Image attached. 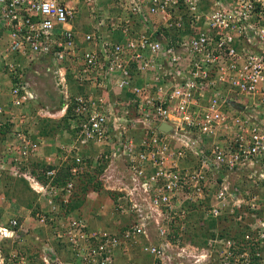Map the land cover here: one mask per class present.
Instances as JSON below:
<instances>
[{"label": "built area", "instance_id": "built-area-1", "mask_svg": "<svg viewBox=\"0 0 264 264\" xmlns=\"http://www.w3.org/2000/svg\"><path fill=\"white\" fill-rule=\"evenodd\" d=\"M18 55L38 66L29 79ZM1 64L0 174L28 181L43 207L0 223V264H30L14 246L46 228L30 239L39 264H264V0H0ZM35 78L53 80L58 107L40 105ZM69 113L44 156L26 126ZM41 156L97 176L115 231L66 212L75 185H54L57 168L41 182ZM200 218L215 234L204 245L190 235Z\"/></svg>", "mask_w": 264, "mask_h": 264}, {"label": "crops", "instance_id": "crops-1", "mask_svg": "<svg viewBox=\"0 0 264 264\" xmlns=\"http://www.w3.org/2000/svg\"><path fill=\"white\" fill-rule=\"evenodd\" d=\"M11 61L15 62H19L20 64H22V66L24 65L25 69H27L26 71H28V74H26V77L29 79L30 77L28 76L29 70L34 68V67H38L37 64H33L30 66V68L28 67V60L26 57H22L20 55H18V57L16 56H12ZM32 62V61H31ZM35 69V68H34ZM37 70V69H36ZM7 69H4V66L1 64L0 65V103L7 107L8 104V100H10L9 98V92H10V85L7 86V82L10 80V76L6 73ZM30 72H32V70H30ZM23 73V72H22ZM35 82V89H32L33 92H36L39 96V102L40 105H45V106H50V107H58L61 104V97L60 94L56 93L55 87H54V82L53 80H51V78H47L45 81L39 80V78H35L34 80ZM73 93L78 94L79 90L72 88ZM39 102H31V105L26 106L25 107V111L28 112L27 114H29L30 116H33L36 113L37 108L39 107V105H37ZM10 113H7L5 116L2 117L3 120H8L10 118V116H15L16 114L19 113V109L17 108H10ZM21 112V111H20ZM11 114V115H10ZM44 125V121L45 120H39V121H30V123L26 126L27 129L33 133L34 135H36L34 132L36 130L37 134H39V136H41V133L43 132L41 124ZM39 127V128H38ZM39 132V133H38ZM63 134V133H62ZM59 135H57L58 137ZM63 136V135H62ZM43 137V135H42ZM45 138V137H44ZM63 139H66L65 137H63ZM46 148L44 149V156L48 157L50 156L51 152L54 151V145L56 144V142L61 141L60 138H56L54 140L48 139L46 138ZM2 152V150L0 149V153ZM50 153V154H49ZM1 175V174H0ZM13 179H2L0 180V189H1V184L6 187V185L8 186L9 182L12 181ZM14 184L17 183L16 180H13ZM12 187V186H11ZM2 193H4V188L2 190ZM15 194H20L18 191L15 192ZM12 197V196H11ZM104 198V203L100 204L99 208L97 209V212L94 211L96 210L95 206H93V209H89V214H90V219H88L89 224L91 225V227L93 229H96L97 227H107V228H113V231H115L114 229H116L115 225L110 219L109 217L107 218H102L99 215V212L101 211L102 207L105 204L110 205L111 204V197L110 195H102L100 194V196L98 198H93L92 202H94V200H100L101 198ZM0 223H6L11 217H19L21 221H26L29 222L30 219L32 218V210H34L35 208L31 209V208H25L22 207L23 205L21 204L22 202L19 201L16 198V202L15 201L12 203V201L8 200L5 197H1L0 196ZM91 199H88V202H90ZM111 201V202H110ZM88 206V205H87ZM43 206H40V208H42ZM106 207V206H105ZM95 213V215H94ZM80 215H82V217H87L85 212L82 210L80 211ZM87 219V218H86ZM104 223V225H97V224H101ZM35 235H37V237H42V238H48L51 235V230L50 228H46V229H40V230H36L34 232ZM28 241H30V238L28 239ZM64 256L65 257H69L67 255L66 252H64ZM138 261H143V262H147L150 261L148 256L145 255H139L138 257Z\"/></svg>", "mask_w": 264, "mask_h": 264}, {"label": "trees", "instance_id": "trees-1", "mask_svg": "<svg viewBox=\"0 0 264 264\" xmlns=\"http://www.w3.org/2000/svg\"><path fill=\"white\" fill-rule=\"evenodd\" d=\"M72 114L69 113V115L67 117H65L64 119H62L60 122L54 121V120H46L44 121V125L41 124L42 130L43 132L41 133V135H43V137L54 140L56 138H63V132L64 131H68L70 130V121L69 119L71 118ZM57 135H59L57 137ZM48 164L42 162V161H33L31 163V167H32V171L34 174H38L39 173V168H43V170L45 169H54L57 168L58 172L57 175L54 179L53 184L54 185H59V186H65L68 183H73L75 185V196L73 197V199L71 200V202L67 205H63L66 206L67 208V213H76V214H80V209L85 207L87 205L88 202V194L90 191L94 190L97 192H100V194L102 195H110L109 192H106L103 187L102 184L100 182H98L97 180V176L93 173H91V171H86V173L74 176L73 174H71V170H70V164H60V162L57 163L56 166L51 165V161H47L45 160ZM42 170V171H43ZM20 182L17 184V186L20 188L21 186L25 185L26 188L29 190V186L28 184H24V180H20L18 179ZM19 192V191H18ZM22 191L19 192L20 194H17L14 198V200H16V198L23 202V204H25L26 206H28L29 208L33 209V208H39V204L37 202V198L36 196L33 195V193L30 194H22ZM27 195V198H26ZM26 198V199H25ZM25 199V200H24ZM22 204V203H21ZM36 211L34 209L33 213L36 214ZM97 212V209L94 210ZM95 215V213H94ZM218 227V221L213 220L210 223V228L211 230L216 229ZM107 228V227H106ZM226 233V232H225ZM207 234V233H206ZM224 234V233H221ZM230 233L228 232L227 235H229ZM233 235V234H232ZM213 237L215 236V234L213 233H209V235L207 234V238L201 242L202 245L207 244V239H209V237ZM241 236L239 233H237L235 235V237H239ZM15 248L19 249V250H23L25 251V253H27L29 255L30 258V264H39L38 260H39V255L37 254L36 250L33 249L31 246H28L27 244H15L14 246ZM35 252H34V251ZM59 250V248H58ZM6 252L10 251V245L7 244L6 245ZM62 251L59 250V253H61Z\"/></svg>", "mask_w": 264, "mask_h": 264}, {"label": "rangeland", "instance_id": "rangeland-1", "mask_svg": "<svg viewBox=\"0 0 264 264\" xmlns=\"http://www.w3.org/2000/svg\"><path fill=\"white\" fill-rule=\"evenodd\" d=\"M40 124H41V121H40ZM43 127V126H42ZM42 127H40V128H42ZM39 128V127H38ZM35 134H37V132H36V130H35V132H34ZM39 133V132H38ZM37 135H39V134H37ZM35 137V136H34ZM2 148V141H0V149ZM47 149V148H46ZM31 169H32V167H31ZM0 179H1V177H0ZM9 179H14V178H12L11 176H10V178ZM18 179H20V180H24L23 178H17V182L19 183L20 181L18 180ZM18 183H16V184H14V182H13V180L12 181H10L9 182V184H8V186L6 185V187L4 186V183H3V185L1 184V189H0V196L1 197H5V198H7L8 200H10V201H12V203L15 201V203H17L16 202V200H14V198L13 197H15L17 194H15V192L16 191H19V192H21V190L22 191H24V192H22V194H30V191L26 188V186L25 185H23V186H21L20 188L17 186V184ZM24 184H26V182H25V180H24ZM12 186V187H11ZM3 188H4V193H2V190H3ZM32 193V192H31ZM12 196V197H11ZM94 197H96V195L95 194H93V193H91V201L90 202H87V205L85 206V207H83V208H81L80 210L82 211H84L85 212V214H86V218H87V220L88 219H90L91 220V218H90V214H89V209H93V206H95V208L96 209H98L99 208V206H100V204H102V203H104V198L102 197L100 200L98 199H96V200H94V202H92V200H93V198ZM26 198H27V195H26ZM25 198V199H26ZM24 199V200H25ZM1 200V199H0ZM18 204V203H17ZM22 207H25V208H29L28 206H26L25 204H23V202H22ZM32 222V220L30 219V221L28 222V223H31ZM201 222H203V219H198V223H196L197 224V226L194 228V226L192 227V230H191V233H190V235L193 233V235H194V237H196L197 239V241L198 242H196V243H200L201 244V242L202 241H204L206 238H207V234L206 233H204L203 232V230H204V226L202 227V226H200V223ZM35 224V223H34ZM97 225H104V223H101V224H97ZM220 225H222V223L220 224ZM221 228V227H220ZM35 236V237H34ZM34 236H33V234L29 237L30 239H31V241H37V239H39L40 237H37V235H35L34 234ZM196 240H193V241H196ZM28 244L33 248V249H35L34 248V246L32 245V243L29 241L28 242ZM34 251V250H33ZM35 252V251H34ZM38 262L39 263H41V261L40 260H38Z\"/></svg>", "mask_w": 264, "mask_h": 264}, {"label": "clouds", "instance_id": "clouds-1", "mask_svg": "<svg viewBox=\"0 0 264 264\" xmlns=\"http://www.w3.org/2000/svg\"><path fill=\"white\" fill-rule=\"evenodd\" d=\"M60 122V121H59ZM33 136H35V137H33V139H36V137L37 136H39V135H33ZM40 137H42V135L40 136ZM61 141H63L64 139L62 138V139H60ZM42 157V156H41ZM33 161H42V162H44V163H46V161H45V159L42 157V158H33L31 161H30V167H31V163L33 162ZM47 164V163H46ZM48 166V165H47ZM43 168L41 167V168H39V173L37 174V176L40 178L39 180L41 181V182H45L46 181V178H45V175L43 174V172L44 171H47L48 169H45V170H43ZM10 174L8 173V172H2V174L0 175V177H1V179L0 180H2V179H7V178H10ZM12 178H14V177H12ZM24 179V178H23ZM13 180H17V178H14ZM25 180V179H24ZM25 182L28 184V186H29V191H30V193L32 192L33 193V195L34 196H36V198H37V202H38V204H40L39 203V199H38V195H36V193L32 190V188L30 187V185H29V183H28V181H26L25 180ZM94 191V190H93ZM38 209H40V205H39V208L37 207V208H35V210H37L38 211ZM33 211L34 210H32V216L34 215V213H33ZM36 211V212H37Z\"/></svg>", "mask_w": 264, "mask_h": 264}, {"label": "water", "instance_id": "water-1", "mask_svg": "<svg viewBox=\"0 0 264 264\" xmlns=\"http://www.w3.org/2000/svg\"><path fill=\"white\" fill-rule=\"evenodd\" d=\"M161 129H164V130H166V131H168V126H166V125H163L162 127H161Z\"/></svg>", "mask_w": 264, "mask_h": 264}]
</instances>
